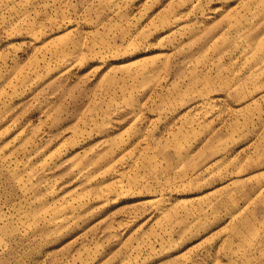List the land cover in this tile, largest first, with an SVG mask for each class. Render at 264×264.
Returning <instances> with one entry per match:
<instances>
[{
    "label": "rangeland",
    "instance_id": "1",
    "mask_svg": "<svg viewBox=\"0 0 264 264\" xmlns=\"http://www.w3.org/2000/svg\"><path fill=\"white\" fill-rule=\"evenodd\" d=\"M0 264H264V0H0Z\"/></svg>",
    "mask_w": 264,
    "mask_h": 264
}]
</instances>
